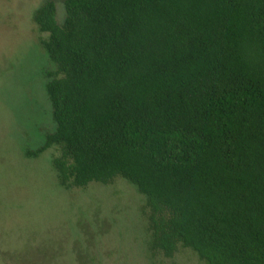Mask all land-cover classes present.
I'll use <instances>...</instances> for the list:
<instances>
[{
	"label": "trees",
	"instance_id": "trees-1",
	"mask_svg": "<svg viewBox=\"0 0 264 264\" xmlns=\"http://www.w3.org/2000/svg\"><path fill=\"white\" fill-rule=\"evenodd\" d=\"M46 0L57 185L143 197L151 257L264 264V0Z\"/></svg>",
	"mask_w": 264,
	"mask_h": 264
},
{
	"label": "rangeland",
	"instance_id": "rangeland-1",
	"mask_svg": "<svg viewBox=\"0 0 264 264\" xmlns=\"http://www.w3.org/2000/svg\"><path fill=\"white\" fill-rule=\"evenodd\" d=\"M46 0H0V264H202L188 249L151 257L144 199L122 179L62 189L48 149L25 158L53 122L44 85L54 72L31 22ZM54 3L63 19L62 0Z\"/></svg>",
	"mask_w": 264,
	"mask_h": 264
}]
</instances>
